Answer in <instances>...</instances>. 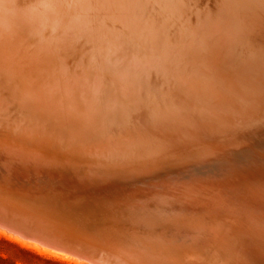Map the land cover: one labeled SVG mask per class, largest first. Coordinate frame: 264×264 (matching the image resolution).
I'll use <instances>...</instances> for the list:
<instances>
[{
    "label": "bare ground",
    "instance_id": "1",
    "mask_svg": "<svg viewBox=\"0 0 264 264\" xmlns=\"http://www.w3.org/2000/svg\"><path fill=\"white\" fill-rule=\"evenodd\" d=\"M182 55L184 57L186 55L189 60L185 62L184 67L180 66L185 68L183 71L186 73L183 75L181 71L183 76L178 75V77H185L191 85L199 82L201 86V82L203 84L214 82L212 84L216 83L219 86L216 90L218 95L214 93L217 95V99L215 98V102L213 100V103L210 104L213 105L215 113L217 109H222L226 110L225 114L227 113L231 118H250L257 110V100L261 99L264 93L261 94V98H258L260 85L264 88V0H0V115L3 114L2 117L4 116L7 123L14 120L11 124L33 123L36 125L38 122L39 125L46 126L47 124L50 128L57 127L64 131L65 136L75 133V141L78 140V144L86 142L89 146L91 141H95L98 144L95 146L97 151L102 146L108 149L109 144L113 145L114 142L109 141L111 139H108L110 138L108 133H106L108 137L104 135L103 126L106 123L105 119L107 120L113 114L111 112L114 108L110 102L120 100V94L124 97L133 94V85L139 79L133 76L132 68H130L132 63L137 64L138 60L135 61V59H145L147 63L149 62L148 64L153 65L154 71L159 72V67H162L161 64H158L160 59L177 65L179 57ZM109 63L112 65L114 63L117 66L116 70L110 68L113 72L98 75L102 71L100 69L105 71L108 68ZM179 64L181 63L179 62ZM92 66L97 67L98 71L91 70ZM176 68L179 67L176 66ZM162 71L161 68V74ZM165 72L167 73V70L163 74L166 77ZM148 73L150 72L148 71ZM163 75H160L159 80L163 78ZM148 86L147 84V88ZM113 90L116 91V95L115 93L111 95ZM207 93L209 94V92ZM192 95L194 97V94ZM212 96L210 95L211 99ZM206 98L209 99V96ZM87 99H91V101L85 103L88 101ZM176 99L178 101L176 102L177 108L181 109L183 103L180 104L178 98ZM262 99L264 100V98ZM134 105H131L132 108ZM162 105L164 104L162 103ZM260 105L262 106L263 103ZM185 106V110L189 109ZM203 106L205 105L203 104ZM205 108L207 109V107ZM202 109L200 107V111H204ZM4 111L8 113L4 114ZM184 122L189 124V120ZM222 122L224 121L222 120ZM257 122L260 121L257 120ZM0 128L2 129V127ZM221 132L224 133V130ZM121 133L119 134L121 135ZM255 133L257 135V132ZM51 134L54 135V133ZM99 135H104L103 138L101 136L104 141L101 142L99 139L96 141ZM22 138L23 141L20 140ZM40 138L41 136H39ZM53 138H56V135ZM6 139L13 141V146H25V137L13 138L10 133H0V152L6 156L4 161L10 165L25 163L28 157L18 151V148L9 145L5 141ZM36 141L33 139L32 143ZM32 143L28 144L31 148ZM37 144L43 145L44 143L37 141ZM252 146L251 151H242L241 154L232 157L236 163H243L246 160L247 164L242 167L238 166V168L233 165L229 168L230 166L227 164L220 170L218 169V173L213 174H229L235 178L239 174L249 172L255 178L244 183L257 185V187L262 186L261 190L239 188L233 198L231 194H227L222 189L211 190L210 195H207L206 192V194L198 192L199 195L194 193V197L192 196L193 199H191L193 203L190 202L200 205L199 213L203 212L204 214L200 216L197 214L185 215L179 220L172 219L175 226L189 229L182 234L179 231L182 236L180 245L200 254L201 263L199 264H261L260 262H262L260 259L264 256V173L258 168L259 165L264 164V157L260 156V153L262 154L264 151V140L257 138ZM71 148L77 149L78 147L71 144ZM89 148L93 150L91 146ZM165 148L167 146L161 147L162 150ZM106 149L104 150L106 151ZM217 152V150L201 151L199 153L201 155H197L199 160L203 161L215 156ZM68 154L70 155V153ZM42 159L46 160V163L39 164V166L43 165L48 174H63L62 171L54 169L62 165V159L58 157ZM0 160H2L1 157ZM68 161L73 163L69 159ZM35 166L39 167L36 164ZM125 168L127 167L125 166ZM141 172L132 170L127 174H118L108 170L88 169L85 171V180L95 189L108 191L149 186L147 180L154 179L155 181L159 178L170 180L178 174L177 172L163 174L157 171L152 175L149 173V177L145 181L144 175L142 178L140 177ZM160 184L162 185V183ZM165 190L167 191L166 188ZM204 194L208 196L207 199L203 200L198 197ZM174 198L177 199L175 195ZM224 198L228 200L225 201ZM171 200L170 202L174 205L175 202ZM0 211V226L10 229L8 223L12 222L8 216L5 217L3 214L8 213L14 216L18 210L1 193ZM226 211L230 212V216ZM25 217L28 218V216ZM33 217L31 216V220L35 222L40 219ZM172 230L175 231V229ZM176 234L174 233L175 236H177ZM19 235L47 247L36 238ZM117 239L119 241V238ZM131 248L133 249V247ZM178 260L182 261V258L178 257ZM199 260L197 259V261Z\"/></svg>",
    "mask_w": 264,
    "mask_h": 264
},
{
    "label": "rangeland",
    "instance_id": "2",
    "mask_svg": "<svg viewBox=\"0 0 264 264\" xmlns=\"http://www.w3.org/2000/svg\"><path fill=\"white\" fill-rule=\"evenodd\" d=\"M185 57L183 55L179 57V61L177 65L175 63L172 64L171 62L169 64L168 61L167 62L166 60L161 61L160 59L158 64H161L162 67H159L160 69L159 72L154 71L153 65L151 66V64H148L149 62L147 63L145 59L144 60L135 59V61L138 60L137 64L131 62L132 67L130 68H132V74L133 76H136V78L139 79L136 80L135 85H133L134 89L132 92L133 94L131 93L132 95H130L129 97H124L120 94L121 96L120 100H115V102H113L114 100H112L110 102L112 108H114V110L111 112L113 113L112 114L113 116L111 115L112 117L110 116V118H108L107 120L105 119L106 123L103 126V130H105L104 135L108 133L110 136V138L108 139H111L109 141L114 142L113 145L112 143L109 144L110 148L107 147L109 150L104 148L105 146L104 147L102 146V148L99 149V151H97L95 147L97 142L95 141L94 142L91 141V145L89 146L87 145L86 142L78 144V140L75 141L76 139L75 138L76 136L74 135L75 133H72L71 135L67 134V136H65L66 134H64V131L59 130V128L57 127L50 128V126H48L47 124L46 126L39 125L37 121H36L37 124L36 125L34 124L35 126L33 125V123L11 124V122H14V120L10 121V123H7V121H5L4 116L2 117L3 114L0 115L1 116L0 127H2V129L0 128V133H7V134L10 133V135H12L13 138L24 136L25 137L24 143H26L27 145L25 144V146L24 145L13 146L12 145L13 141H9L7 139L5 141H7L9 145H12L13 148H18V151H20L21 153L26 155V157H28V160L25 163L19 165H15V164L10 165V163L4 161L5 160L4 158H6L5 154L0 152V157L2 158V160H0V193L5 194L7 196L9 195L11 198L13 197L14 202L16 201V199L17 200L19 199L20 200L19 203L21 204V206L24 203V201L37 200L40 202L45 201L48 203H52L53 205H58V207H60L61 209L63 207L65 214L69 212L71 213L69 217V222L74 224L75 234L78 233L77 235L79 236L81 235L80 231H82L87 237H91L94 239H97L96 236H98V238L100 236L101 237L105 236L104 238L107 240L108 243L107 242L101 243L100 244L102 245L101 249H97L96 247H94L93 249L89 245H83V248L85 249V250L83 249L84 253L90 255L92 259L103 260V257L106 256L104 260L110 262L109 260L113 261V258L111 256L113 254L116 256V252H119L120 255L123 256L124 263L116 262V264H161L159 263L160 261L158 262L157 260L158 258L157 255H154L152 253L153 255L152 256L151 254L148 253L147 250L149 249V247L147 246V244L155 240L156 241L170 240L179 243L182 242L181 234L183 232H186L185 230L189 231V229L185 227L183 229V227L181 228L175 226L174 224L175 222H172V219L175 218L179 220L185 215L187 216V215L197 214L198 216H200L204 214L203 212L199 213V210H201L200 205L192 204L193 202L191 199H193L194 193L195 194L197 193V195H199L198 192H202V193L206 192L207 195H210V192H212L211 190L216 191L222 189L227 194H231L233 198L236 196V192L239 191V188L244 189L245 187V189H253V190H259V189L261 190L263 188L262 186H258L259 187L258 188L257 185H251V184L248 185V183H244L245 181H248L250 179L252 180L253 178H255V176H252V174L249 172H247L248 174L247 173L239 174L238 176H235V178H233V176L229 174H220V175L218 174L208 177H204L205 175H202L203 176L202 177L199 174H195L194 176H192L191 174L193 173L190 174L178 173L176 174V176L173 177V179L170 178V180L166 178H159L160 180L156 179L155 181L154 179L147 180V182L149 181L147 183V185L149 186L122 188L120 190H108V191L95 189L87 184L88 182H86L85 180V171H87L88 169H92L94 171L108 170L110 172L113 171L118 174H127L132 170H140L142 171L141 172L142 175L140 174L141 176L140 175L139 176L142 178V176L144 175L143 177L145 180L148 179L149 173L152 175L157 173V171L162 172L163 174H168L173 171L178 172L188 168L198 167L195 171L200 169H205V168L199 169V166L204 165V163H207L206 162L207 160L209 161L210 159H213L214 156L210 157L206 161H201L199 160V156H198L201 155L199 154L201 151L204 152V151L217 150L219 152V150L226 148L232 144H236L239 147L241 146L246 147L245 144H249L250 142L253 141L255 142L257 138L264 140V132H262L264 131V122H263L264 108H262L264 107L263 106L264 100L262 99L264 98L263 97L264 90L262 89L264 88H262V85H260L259 90L261 92L259 91V95H258L259 96L258 98H261V94L263 93L261 98L262 101L261 99H258L260 102L257 100L258 102L257 110L259 109L260 112L259 110L258 111L256 110V112L252 114L250 118L247 119H245V117H239V119L236 117L231 118L227 115V113L225 114L226 110H222V109L219 110L217 109L215 113L214 111L215 109L213 110L212 108L213 105L211 106L210 104L215 102V100L217 99L216 96L218 95L217 93L218 91L216 90H218L219 86L216 83L212 84L214 82H210L211 84L208 83L203 84L201 82L202 85L200 86L199 82L198 84L195 83V85H191L190 82L186 81L187 79H185V77H182L186 73L185 71H183L185 70V68L180 67L181 65L183 66L185 62L189 60L188 57L186 58ZM179 62L181 64H179ZM113 65L109 63L108 68H106L105 71H103L104 69H100L102 71L98 73V75L99 74L105 75V73L113 72L110 68H112L113 70L114 69L116 70L117 68L116 65H114L115 67ZM118 66L120 67V64ZM176 66L179 68L177 69ZM96 68L97 67L92 66L91 70L93 69V71H95ZM147 68L150 73H148ZM161 68L163 69L162 74H161ZM165 70H167V73L165 72V75H167L166 77L163 75ZM96 71H98V69H96ZM152 71L156 73H153ZM158 73L160 75H163V78L160 80L159 78L161 77ZM178 75H182V76L178 77ZM150 78L153 80H151ZM163 79L165 82L163 81ZM255 80L257 81V78ZM147 84L149 85L148 88H147ZM178 84L179 86H177ZM195 88L196 89L198 88V90H196ZM206 91L209 92V94ZM114 93L116 95L115 90L111 92V95H114ZM214 93H217V95L216 94L214 95ZM192 94H194V97ZM200 94L202 95L204 94L207 96L204 95L201 96ZM210 95L211 96L213 95L212 99L210 98ZM183 96L185 97L183 98ZM197 96L198 98L196 99ZM208 96L209 99L206 98ZM176 98H178L180 104L183 103V105L184 106L186 105L185 107L189 109L185 110L183 105L181 106L182 108L180 107L182 110L178 109L177 108L178 105H176L177 104L176 102L178 101H176L177 100ZM87 100L88 101L86 102L84 101V102L87 103L91 101V99H87ZM221 100L223 102V99ZM162 103L167 108L164 105H162ZM262 103L263 105L261 106L260 104ZM203 104L205 106H203ZM131 105H134V108H132L133 106ZM162 107L163 109L164 108L165 109L163 110ZM200 107L203 108L202 110L204 111H200ZM205 107H207L208 110ZM8 109L6 110L8 111ZM150 109L152 110L150 111ZM155 109L156 111H154ZM7 111H4V114L8 113ZM262 111L263 113H261ZM213 118L217 120H214ZM122 119L125 120L122 121ZM222 120L224 122H222ZM257 120L260 121L261 124L260 122H257ZM184 121H187L189 124L185 123ZM118 123L120 124L118 125ZM8 124L10 125V128H8L9 127ZM116 125L119 127H117ZM220 126L222 127V129H220L221 128ZM56 128L57 131L55 130ZM106 130L109 131L107 132ZM222 130H224V133L221 132ZM117 132L119 136L117 135ZM121 132L126 134L127 138L126 135H123ZM255 132H257V135H255L256 134ZM51 133H54V135H52ZM119 133H121V135ZM230 133L232 135V138ZM29 135L31 136V139ZM55 135L56 138H53V136ZM104 135H101L102 138L104 137ZM227 135L229 136V138ZM39 136H41L40 139ZM99 136L96 138V141H98V139L101 142L104 141L101 138V136L100 138ZM128 136H130V138H128ZM137 136H138V140H137ZM33 139L43 142L44 146L39 144L40 146H43V148H40V146L37 144V141L35 143H32ZM59 139L61 140L59 141ZM20 140L23 141V138ZM54 142L55 144L58 143L57 144L58 146L55 145ZM199 142L202 143L199 144ZM30 143H32V148L28 146V144ZM71 144L77 146L78 151L76 148H71ZM90 146L91 148H93L94 152L92 149L89 148ZM162 146L164 147L167 146V148L162 150L161 149ZM94 147L96 150L94 149ZM72 149H76V150H72ZM104 149H106V151ZM66 152L70 153V155ZM238 152L240 153L236 152L233 155H239L241 154L242 151H238ZM53 157H58L62 159V165L61 166L59 165L60 167L54 169H56L57 171H62L63 174L55 173V175H50L48 174L46 168H44L43 165L39 166V164L46 163V160L43 159L41 160V158L52 159ZM246 158L250 159L249 157ZM68 159L73 163H69ZM231 161L232 162L230 163H232L233 167L236 168H238V166L242 167L243 165L247 164L246 160L243 163H236L234 160ZM35 164L38 165L39 167L35 166ZM227 164H229V162L221 165L220 167H216L214 170H218V169L220 170L221 167H223L224 165L227 166ZM263 165H260L261 168L259 167L258 170H261L264 173ZM125 166L127 168H125ZM155 168L157 170H154ZM43 175L46 177V179L42 177ZM160 183H162V185ZM206 183L210 185H207ZM163 185L165 186L167 191L165 190ZM253 186L256 188L254 189ZM205 194L198 197L200 199L202 198L203 200H205L208 197ZM174 195L177 197V199L174 198ZM170 198L175 202L174 205L172 204V202H170L171 200ZM224 200L227 201L228 199L224 198ZM25 204L26 203H24L23 205ZM71 207H73V209H71ZM189 211L190 212L192 211L191 214H189L190 213ZM227 214H229L230 216V212ZM95 228L98 230H96ZM172 229H175V231L173 232ZM179 231L181 234H179ZM174 233L175 234L177 233L176 234L177 236H175ZM117 238H119V241ZM112 241L116 242L117 245L119 246L118 247L111 246L113 244L111 243ZM106 243L108 245H105ZM109 243H111V245H109ZM129 246L133 247V249ZM91 248L93 249V251ZM102 248H104L105 250H103ZM74 256L75 255L72 254L70 255L68 252L55 250L53 248L51 249L49 247L42 246L38 242L36 243L33 240H28L26 238H23L20 235L0 226V264H93L88 259L81 258L78 256L74 257ZM260 260L262 261L260 263L264 264L263 262L264 256H262Z\"/></svg>",
    "mask_w": 264,
    "mask_h": 264
},
{
    "label": "water",
    "instance_id": "3",
    "mask_svg": "<svg viewBox=\"0 0 264 264\" xmlns=\"http://www.w3.org/2000/svg\"><path fill=\"white\" fill-rule=\"evenodd\" d=\"M253 143L254 141L249 144H245L246 147H242V146L239 147L234 144L229 145L228 147L219 150V152L216 153L213 159H210L209 161L207 159L203 160V161L207 160L206 161L207 163H204V165L199 166V169L200 168H205V169H200L195 171L198 167L188 168L182 171H178L177 173L179 174L193 173L191 174L192 176H194L195 174H199L200 176L205 175L204 177H207L206 175H211V176L215 175L213 173H218L217 170H214L216 167H220L221 165L229 162V166H230L229 168H231L232 163L230 162H232L231 160L233 154L238 151H251L253 147L252 146ZM263 154L264 151L262 154L260 153V156L264 157ZM42 177L46 179L44 175ZM3 197L7 198L9 202L13 203L18 210V213L14 216L3 212L4 213L3 215L5 217L8 216L10 218V221L12 222L11 224L8 223V226H10V229L8 230L18 235L23 234V236L36 238L40 240V242L46 244V246L49 248L68 252L72 255L88 259L93 264H116V262L124 263L123 256H121L119 252H116V256L114 254L111 256L113 258V261L109 260L110 262L104 260L106 256L103 257V260H99V259H92L90 255L85 254L83 251L84 249L83 245H89L93 249L94 247H96L97 249H101L102 245L100 244L103 242L104 243L107 242V240L104 238L105 236L104 237L100 236L99 238L97 237V239L87 237L82 231H80L81 235L79 236L77 235L78 233L75 234L74 224L69 222V217L71 213L68 211L69 213L65 214L63 207L61 209L60 207H58V205H53L52 203H48L45 201L40 202L37 200L24 201V203L26 204L24 206L23 205L21 206V204L19 203V199L18 200L16 199V201L14 202L13 198L6 196L5 194H3ZM71 209H73V207H71ZM25 216H28V218L30 219L26 218ZM31 216L32 217L34 216L33 218L35 219L40 218L39 219L40 221L38 219H37L38 221L36 222L34 220H31ZM107 243L105 245H108ZM111 243H113V245H111ZM111 243H109V245L115 247L119 246L117 245L116 242L112 241ZM147 246L149 247V249L147 250L148 253L151 255L152 253L154 255H157L158 256L157 260L158 262L160 261L159 263L161 264L201 263V259L199 260L200 254H197L196 252H192V250H190L189 248H184L182 245H180L179 242H173L170 240L168 241L155 240L147 244ZM102 249L105 250L104 248ZM178 257L179 258L181 257L182 261L178 260ZM196 258L199 261H197Z\"/></svg>",
    "mask_w": 264,
    "mask_h": 264
}]
</instances>
